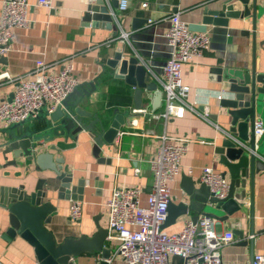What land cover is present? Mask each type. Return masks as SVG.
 Wrapping results in <instances>:
<instances>
[{
	"label": "crops",
	"instance_id": "0c3cea01",
	"mask_svg": "<svg viewBox=\"0 0 264 264\" xmlns=\"http://www.w3.org/2000/svg\"><path fill=\"white\" fill-rule=\"evenodd\" d=\"M93 1L53 0L52 8H46L39 6L37 0H28L30 25L15 30L12 50L0 56V104L12 99L18 80L31 78L37 61L43 60L53 73L72 63L80 85L67 100L68 108L82 109L88 114L81 117L82 121L86 125L93 123L96 130H99L97 121L108 127L117 113L130 121L121 127L112 144L101 146V159L93 153V130H83L67 140L64 137L56 140L61 151L55 155L64 159L63 169L72 175V185L80 179L85 181L79 221L70 217L73 201L57 199L59 182L53 181L51 202L58 214L47 228L59 243L66 237H91L97 224L107 228L104 205L115 188L138 187L142 190V204H147L153 183L150 161L157 154L163 136L192 140L184 154L181 172L170 184L172 202L178 204L185 198L181 188L183 175L201 181L205 167L222 174L225 167L216 149L229 127L222 116L225 109L220 105L228 97L222 82L232 72H246L253 67L258 73H264V0H248L239 10L243 16L230 19L227 27L205 26L204 32L210 36L208 49L202 57L183 66L184 83L190 87L189 102L195 111L187 108L180 119L158 117L164 108L163 98L154 103V93L148 90L142 94L141 109L146 112L134 111L136 87L115 78L107 65L114 52L124 48L136 55L150 73V82L156 83L169 56L165 33L170 17L179 14L190 27H200L204 10L221 9L227 0H128L126 11L118 8L113 14L110 29L104 22L95 26L84 21L87 7ZM112 1L120 3V0H105V4L111 7ZM3 2L0 0V14ZM122 33L127 34L124 41L120 40ZM204 112L209 114V121L202 118ZM256 120L264 124L263 117ZM37 122L29 121L27 126ZM5 128L8 127L0 122V191L1 187L13 189L22 184L31 191L39 178L53 175L37 171L33 163H24L23 159H17L14 165L13 155L3 153L5 137L1 130ZM135 169L140 170L139 174ZM226 179L230 183L229 176ZM246 189L247 199L238 212L222 220L227 213L221 209L215 218L218 232L231 231L234 235V241L222 249V257L235 264H245L256 254L264 255V172L256 175L253 191L250 180ZM251 193L254 207H251ZM183 219L179 217L166 229L178 231ZM8 229L9 213L0 207V264H39L34 248L27 241L20 236L4 238ZM73 262L102 264L103 258L100 253H86ZM119 263L115 259L113 264Z\"/></svg>",
	"mask_w": 264,
	"mask_h": 264
},
{
	"label": "water",
	"instance_id": "95a60500",
	"mask_svg": "<svg viewBox=\"0 0 264 264\" xmlns=\"http://www.w3.org/2000/svg\"><path fill=\"white\" fill-rule=\"evenodd\" d=\"M246 4L248 0H227L221 9L206 8L200 27L190 28L192 31L204 32L207 24L227 27L230 19L243 16L239 10ZM118 8L119 1H112L109 7L105 0H94L87 7L84 21L93 22L95 26L104 22V26L110 29L114 22L113 14L118 12ZM107 65L113 70L115 78L136 87L135 109H141L144 90L154 93V103L161 100L156 83L150 82V73L136 55L126 52L124 48L117 50ZM222 84L228 97L222 99L220 105L225 109L222 116L228 121L229 127L216 152L225 167L222 175L230 178L228 194L223 199H217L204 183L183 175L181 188L185 198L178 204L170 201L165 228L188 214L193 221L202 214L218 218L221 209L227 213L222 219L226 220L243 207L247 199L248 180L253 191L256 175L264 172V134L259 139L253 134L256 118H264V73H258L255 67L246 72H232ZM71 95L54 113H40L35 118L1 130L5 137L3 153L13 155L14 165L17 159H23L24 163H33L37 171H48L53 175L50 178H39L31 191L26 184L13 189L1 187L0 207L9 213V229L4 238L20 236L27 241L34 248L39 264H74L75 258L86 253H100L102 264H107L105 260L111 256V250L105 246L106 228L97 224V230L91 237H66L61 243L56 241L54 233L47 228L58 214L57 207L51 202L54 180L59 182L57 199L73 202L84 199L85 181L80 179L76 185H72V175L63 169L64 159L55 155L61 151L56 140L63 137L67 140L83 130H93V153L101 159V146L112 144L121 127L130 121L117 113L108 127L97 121L99 130H96L93 123L86 125L82 121L81 117L88 115L82 109L72 111L68 108L67 100ZM29 121L38 122L27 126ZM250 200L251 207H254L253 194Z\"/></svg>",
	"mask_w": 264,
	"mask_h": 264
},
{
	"label": "built area",
	"instance_id": "2783aa9c",
	"mask_svg": "<svg viewBox=\"0 0 264 264\" xmlns=\"http://www.w3.org/2000/svg\"><path fill=\"white\" fill-rule=\"evenodd\" d=\"M37 4L52 8L53 0H37ZM128 5V0H120L119 10L126 11ZM143 7H147V3H143ZM29 9L28 0H4L0 14V56L12 50L15 30L29 27ZM169 20L165 33L169 56L162 77H156L157 91L164 101L158 117L166 120L183 118L187 108L195 111L189 102L190 87L184 83L182 69L185 64L202 57L210 45L209 34L192 31L179 14H173ZM126 38L127 34L122 33L120 40ZM79 85L72 63L53 73L43 60H39L31 78L18 80L12 99L0 104V122L8 127L35 118L42 111L52 114ZM134 111L146 112L144 109ZM201 116L209 121L207 112ZM253 134L256 139L264 134L262 121H255ZM162 139L157 154L150 161L153 183L147 204H142V190L138 187L115 188L105 202V246L111 250L106 263L113 264L118 259L119 264H235L222 257V249L234 241V235L231 231L218 232L214 217L202 214L193 221L188 214L182 216L184 219L178 231L169 232L164 227L172 198L170 184L180 174L184 154L192 140L166 136ZM139 172L135 169L136 174ZM201 182L217 199L228 194V180L210 167L203 168ZM81 216L82 202L74 201L70 217L79 221ZM1 236L0 232V240ZM245 264H264V255L256 254Z\"/></svg>",
	"mask_w": 264,
	"mask_h": 264
}]
</instances>
